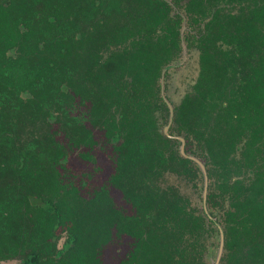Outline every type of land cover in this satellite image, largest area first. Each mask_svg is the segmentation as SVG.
Returning <instances> with one entry per match:
<instances>
[{"label": "trees", "instance_id": "obj_1", "mask_svg": "<svg viewBox=\"0 0 264 264\" xmlns=\"http://www.w3.org/2000/svg\"><path fill=\"white\" fill-rule=\"evenodd\" d=\"M181 40L200 68L175 131L206 167L212 219L162 183L202 177L155 117L168 113L159 79ZM260 146L264 0H0V259L101 264L117 237L120 264H206L218 223L221 264H264ZM72 147L112 154L87 194L68 172Z\"/></svg>", "mask_w": 264, "mask_h": 264}, {"label": "rangeland", "instance_id": "obj_2", "mask_svg": "<svg viewBox=\"0 0 264 264\" xmlns=\"http://www.w3.org/2000/svg\"><path fill=\"white\" fill-rule=\"evenodd\" d=\"M181 51L175 55L173 61L178 62L181 59ZM185 57L182 62L177 66H171L170 69L167 70L165 79H164V90L165 95L172 101L174 105H177L183 98L184 94L190 90V86L195 82L197 78L198 71L200 68L199 65V50L194 46L186 45ZM155 117L158 125L163 123L166 118V113L164 110L156 111ZM160 130V128H158ZM187 147V146H186ZM91 149L90 154L92 155V160L97 166V170L95 168L91 169V164L87 162H83L78 159L76 156H73L69 162L68 167L72 174H74L75 180L78 181L79 177L86 178L88 180V184H86L83 188V193L87 194L86 191H90L91 189L97 187L106 179V175H108V171L111 166V151L107 149L99 148ZM188 150H193L192 152L199 153L196 147V144H189ZM93 164V163H92ZM95 172V173H94ZM162 183L163 185H172L175 186L181 194L186 196L192 205L196 206L197 209H200L201 206V192H202V177L198 176L196 182L191 179L177 174L175 172H165L162 175ZM114 195L121 196L117 190ZM118 205L126 206L125 202H122L120 198L117 200ZM210 243L208 247V251L205 254V263L210 264L208 259H213L216 253L217 248V240L216 237H208L207 238ZM62 239L59 240L58 245L60 246ZM124 242L119 243L118 238L114 237L111 241L107 242L103 249L101 250V255L104 258L103 264H114L116 256L121 257L125 251ZM18 259L13 258L9 260L2 261L1 264H17Z\"/></svg>", "mask_w": 264, "mask_h": 264}, {"label": "flooded vegetation", "instance_id": "obj_3", "mask_svg": "<svg viewBox=\"0 0 264 264\" xmlns=\"http://www.w3.org/2000/svg\"><path fill=\"white\" fill-rule=\"evenodd\" d=\"M184 29H185V25H184ZM183 29V31H184ZM182 38H183V33H182ZM183 41V40H181ZM184 45H185V48H186V44L185 42L183 41ZM180 51L182 52V46H181V49ZM183 60V53H181V59L178 61V62H174L173 60L171 61L170 65H168L166 68H163L162 72H161V76H160V79H159V96L161 97L162 101L164 102L165 106L167 107V110H168V113L166 114V118H165V121L163 123H161L159 125L160 127V131L163 132V134L171 139H174L176 141V147H177V150L179 151V154L183 157H187L185 155H183L180 150H179V147L183 141V151L185 152V154L187 155H192L196 158H198L196 156V154H193L190 152V150H188V147H189V144H186V139L185 137L182 135V134H179L175 131V123H174V105L172 103L171 100H169V98L165 95V90H164V79H165V76H166V73H167V70L170 69L169 67L171 66H177L178 63L180 64ZM173 64V65H172ZM170 108H171V111H172V114L170 115ZM166 113V112H165ZM167 125V128H166V131L164 130V127ZM180 138L182 139V141L180 140ZM187 146V147H186ZM98 148V147H97ZM81 150V152H87L88 151V147H84V148H75V147H72V149L69 151L68 155H67V160L69 162V160L73 157V156H76L78 159H80L81 161L83 162H87L90 163L92 166H91V169L95 168V171L97 170V164L95 165V163L92 161L94 159H91V160H86L84 159V157H82L81 155H79V151L78 150ZM99 150V148L97 149ZM91 152V150H90ZM92 156V155H91ZM259 156H260V160L263 161V165L261 166L260 170L264 171V148L263 146H260L259 147V155L257 156V159H259ZM189 158V157H188ZM191 159V158H190ZM199 159V158H198ZM201 161V159H199ZM194 161V160H193ZM195 162V161H194ZM93 163V164H92ZM196 163V162H195ZM197 164V163H196ZM205 166V165H204ZM205 170H206V167H205ZM68 172L70 174H72L70 172V170H68ZM206 174H207V171H206ZM202 175V174H201ZM82 177V176H81ZM73 178L75 179L74 175H73ZM80 179V177H79ZM78 179V180H79ZM202 180H203V176H202ZM246 182H249V178H245L244 179ZM208 184H209V178L207 176V191H208ZM261 190H260V194H258L259 196V199L262 203V208H261V212H260V223H259V226H258V242L261 246V249L264 251V176L261 177ZM207 194V193H206ZM201 207V206H200ZM202 208V207H201ZM208 210V209H207ZM209 212V211H208ZM62 239L61 241V244L60 246L58 245V242L59 240ZM64 240H65V233H61L59 235V237L57 238L56 242H55V245H56V248H61L63 243H64ZM217 245H218V238H217ZM223 252H224V232H223V249H222V252H221V255H220V258H219V261L217 264H221V257L223 255ZM216 255H217V248H216V253H215V256L213 257L212 260H210V258L208 259V261L210 262V264H213L215 259H216ZM13 258H16L18 259V263L17 264H23V261H22V258L20 255H15L13 257H9V258H4V259H0V264L2 261H5V260H9V259H13ZM101 259V264L103 263L104 261V258L103 257H100ZM120 261H121V257H118L116 256V259L114 261V264H120Z\"/></svg>", "mask_w": 264, "mask_h": 264}, {"label": "water", "instance_id": "obj_4", "mask_svg": "<svg viewBox=\"0 0 264 264\" xmlns=\"http://www.w3.org/2000/svg\"><path fill=\"white\" fill-rule=\"evenodd\" d=\"M183 29H184V24H183V26L181 28V35L183 33ZM181 46H182V53H183V59H184V57L186 55V53H185L186 48H185V45H184L183 41H181ZM171 114H172V111H171V108H170V115ZM166 128H167V125L164 127L165 131H166ZM180 140L182 141L181 138H180ZM179 150H180V152L183 155H185V156L191 158L192 160H194L197 163V165L199 166L200 170H201V173H202V176H203L202 192H201V207H202L204 213L207 215V217L212 219V217L210 216V214H209V212L207 210V207H206L207 174H206L204 163H203V161H200L198 158H196V157H194L192 155L185 154V152L183 151V141H182V143H181V145L179 147ZM216 227L218 229V237H217L218 238V245H217L216 259H215L213 264H217L218 263L220 255H221V252H222V249H223V229L218 223H216Z\"/></svg>", "mask_w": 264, "mask_h": 264}]
</instances>
